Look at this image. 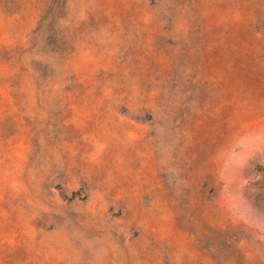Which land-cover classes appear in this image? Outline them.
<instances>
[{"label":"rangeland","instance_id":"obj_1","mask_svg":"<svg viewBox=\"0 0 264 264\" xmlns=\"http://www.w3.org/2000/svg\"><path fill=\"white\" fill-rule=\"evenodd\" d=\"M0 264H264V0H0Z\"/></svg>","mask_w":264,"mask_h":264}]
</instances>
